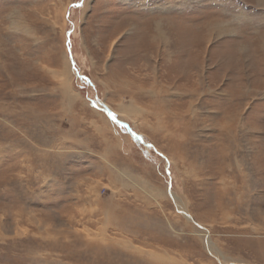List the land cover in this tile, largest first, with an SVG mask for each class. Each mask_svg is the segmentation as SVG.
Wrapping results in <instances>:
<instances>
[{"label": "rangeland", "instance_id": "374dc122", "mask_svg": "<svg viewBox=\"0 0 264 264\" xmlns=\"http://www.w3.org/2000/svg\"><path fill=\"white\" fill-rule=\"evenodd\" d=\"M77 4L0 0V264H264V0Z\"/></svg>", "mask_w": 264, "mask_h": 264}, {"label": "bare ground", "instance_id": "6f19581e", "mask_svg": "<svg viewBox=\"0 0 264 264\" xmlns=\"http://www.w3.org/2000/svg\"><path fill=\"white\" fill-rule=\"evenodd\" d=\"M155 46H153L152 48H154ZM224 171V170H223ZM181 211H183V214L185 215V217L186 218H188L190 221L193 219L192 217H191V215L187 212V210H181ZM104 242V241H103ZM113 244V243H112ZM207 246H208V250H209V252H210V254L211 255H214V256H216V257H219V255L220 254H218L217 252H216V250H215V248L213 247V243L211 242V240H210V237L208 236V238H207ZM215 246V245H214ZM223 254V253H222ZM224 256V255H223ZM221 260V259H220ZM224 260H225V258H224ZM220 262V264H222L221 263V261H219ZM224 263H226V264H239V263H229V262H224Z\"/></svg>", "mask_w": 264, "mask_h": 264}, {"label": "snow or ice", "instance_id": "6c2138e0", "mask_svg": "<svg viewBox=\"0 0 264 264\" xmlns=\"http://www.w3.org/2000/svg\"><path fill=\"white\" fill-rule=\"evenodd\" d=\"M82 6V0H81V4H77V5H70V7H79ZM69 36H71V33H68ZM68 49H69V55L71 54V41H68ZM82 79L84 80L85 83H90V81H88L87 77H82ZM107 111V110H106ZM109 115L113 116V119H115L114 115L109 111ZM137 139H139V137H137Z\"/></svg>", "mask_w": 264, "mask_h": 264}]
</instances>
